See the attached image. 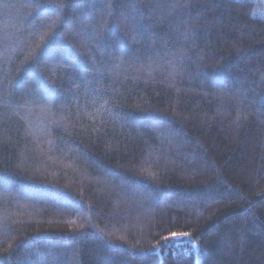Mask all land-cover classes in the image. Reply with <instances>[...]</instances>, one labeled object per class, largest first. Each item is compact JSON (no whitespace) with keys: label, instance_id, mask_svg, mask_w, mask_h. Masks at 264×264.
<instances>
[{"label":"trees","instance_id":"obj_1","mask_svg":"<svg viewBox=\"0 0 264 264\" xmlns=\"http://www.w3.org/2000/svg\"><path fill=\"white\" fill-rule=\"evenodd\" d=\"M0 264H264V0H0Z\"/></svg>","mask_w":264,"mask_h":264},{"label":"snow or ice","instance_id":"obj_2","mask_svg":"<svg viewBox=\"0 0 264 264\" xmlns=\"http://www.w3.org/2000/svg\"><path fill=\"white\" fill-rule=\"evenodd\" d=\"M176 235H184V236H187L188 234L187 233H181V234L173 233L172 234V236H176ZM164 239L167 240V239H169V237H165Z\"/></svg>","mask_w":264,"mask_h":264}]
</instances>
